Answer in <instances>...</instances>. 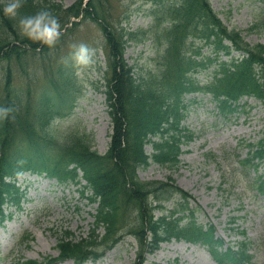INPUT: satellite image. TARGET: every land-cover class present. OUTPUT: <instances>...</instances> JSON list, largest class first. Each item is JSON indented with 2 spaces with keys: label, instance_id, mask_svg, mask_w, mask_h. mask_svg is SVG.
Returning <instances> with one entry per match:
<instances>
[{
  "label": "trees",
  "instance_id": "16d2710c",
  "mask_svg": "<svg viewBox=\"0 0 264 264\" xmlns=\"http://www.w3.org/2000/svg\"><path fill=\"white\" fill-rule=\"evenodd\" d=\"M205 1V2H204ZM41 7V6H40ZM36 8L34 12L39 9ZM53 8L60 9V5L53 4ZM185 12L189 15L193 22H180L181 29L180 38L185 42L188 30H200L202 36L208 40L211 36L215 37V42L219 43L225 36H238L235 33L229 32L228 29L220 22L215 13L211 10L207 0H189ZM10 23L12 21H9ZM178 37L176 36L175 39ZM172 49L175 50V61L168 63V67L161 79L155 80L152 83H135L129 74V69L123 64V67L116 66L120 69L119 73L115 72L117 92H123L122 100L119 98V105L113 115L116 118V135L112 143L111 151L107 156H99L88 148L77 150L75 147L66 149L70 161H79L85 166L87 176H99L110 187V191L115 198L108 204L107 211H103L100 220L108 224V230L112 231L116 228V223L119 221V211L123 206H133L134 211L137 212L135 223H147L153 231L158 229L157 224L150 218L147 213L148 197L151 192L155 194L156 198H161L159 195L161 191L167 189V185L163 183L143 182L136 178L135 168L141 163H145L147 156L143 151V144L148 135H159L163 127V123L168 122L171 115L178 113L176 99L174 106H172L171 94L168 92L175 85L174 82H167L166 78L173 71L181 73L182 64L179 66V49L176 44H173ZM112 54L117 58L121 54V49L118 44L111 46ZM264 48L257 46L251 49V58L243 60L238 63L234 72H227L224 79L218 80V86L222 84V88L228 92L235 86H244L248 83L259 86L254 81V65L253 60L262 56ZM260 64H264V59L258 60ZM166 75V77H165ZM178 84L183 85L181 76H177ZM220 82V83H219ZM167 85V90L164 85ZM264 87V86H263ZM264 89V88H263ZM177 94V93H176ZM115 107V106H114ZM165 107V110H164ZM114 110V109H113ZM173 126L178 124V118L172 122ZM19 130L28 139H30L36 147L40 145L34 140L36 134L32 125L27 121L22 124L19 120ZM126 127V134L128 135V145L126 148L122 146V132L123 127ZM166 129L165 131H167ZM179 139L173 136V143H165L163 145L156 143L158 147H162L160 154H155L154 158L165 163L175 165L177 163V153L179 146L177 145ZM110 160L113 161L111 168L108 169ZM6 162V160H5ZM103 164L107 170H104ZM122 197V200H121ZM144 228V227H143Z\"/></svg>",
  "mask_w": 264,
  "mask_h": 264
},
{
  "label": "rangeland",
  "instance_id": "374dc122",
  "mask_svg": "<svg viewBox=\"0 0 264 264\" xmlns=\"http://www.w3.org/2000/svg\"><path fill=\"white\" fill-rule=\"evenodd\" d=\"M57 1H62L66 5H71L76 0ZM110 1L112 3L114 17L119 18L127 14L132 2H134L133 7H135L146 0ZM227 1L228 0H212L214 7L218 10L219 8L225 10L231 8L232 22L236 23L238 26L242 25V27H246L252 22L254 12L258 10L257 6L262 5L260 2L254 4L249 0H233V5L228 7ZM143 13L144 11H140L139 15H133V17L135 15L138 17L136 20V25L147 24L149 22V17L144 16ZM73 32L75 34L76 41L74 36L67 37L66 45L69 48H72L76 42L81 43L98 42L100 40L101 42L104 41L102 32L98 30L96 25L91 21H85ZM249 38L252 42H256L257 40H262L264 42V37H259L258 35H250ZM142 49L145 50V53L144 57H142L140 60L141 65L148 62L147 57H145L149 54L148 46L139 45L136 49H129V54L134 53L135 55H138L139 51ZM55 56H57V54ZM59 63L62 64L63 61H60ZM149 66L151 65L149 64ZM74 90V96L76 98H83L81 99L83 101L80 102V104L83 105L81 107L82 110H80V115H77L76 118H67L61 122L60 127L68 125L73 119H78L80 125H85V130L91 134V137H94V146L100 151H105L107 148L106 137L108 136L110 125L108 123V118H105V114L102 113L103 106H100L99 103V99L103 96H100V93L95 92L93 89H89L88 92H86L85 89H82L79 83L75 86ZM243 120L244 116L239 119L240 124L236 131L233 130L235 127H232L231 125H226L222 130H219L216 126H213V122L209 120V125L205 127L203 135L194 143H192L190 147H183V149H191V152L189 154L185 153L181 156L183 162L180 163L179 166L170 169L153 164L148 168L139 170V175L143 179L166 180L169 176L172 177L178 186H181L184 190H187L195 197L198 203L201 204L200 206L203 210H200L197 213L199 218L206 220L203 214V211H205L210 219H214L217 222L219 226V228H217L218 233L228 237L227 239H234L235 235H237L234 231L233 233H230L224 229L227 220L230 218V215L243 216L240 220H242L247 225L244 227H247L250 237L254 238L255 236L260 235V233H264V207L261 208L264 204L258 203L256 200L250 198L248 193H245L243 196L244 199L241 198L240 200L235 194H228L227 189H229L228 187L230 186L231 178H229L227 174H225V184H222L220 187V182L222 179L221 174H223V169L228 167L226 165H218L215 162L205 163L202 152L207 149L220 150L225 141L232 143L235 140L236 133H238L240 130L252 128V130L258 131L262 126V124L256 119L250 120L246 123L243 122ZM147 150L151 151V147L148 146ZM228 161H230L229 158L226 159V162ZM236 186L238 190L245 188L241 182H238ZM247 189L249 190V187H247ZM228 192H230V190H228ZM250 193H253V191L250 190ZM197 201L192 199V205L197 206ZM241 203H243V205ZM168 206H170V204H168ZM95 207L96 206L86 205L81 210L82 214L80 216L67 214V217L69 218L67 222H69L68 224H70L72 229L76 230V234H87L90 224L93 220L87 211H94ZM71 217L74 218L71 219ZM238 223L241 222L239 221ZM36 232L38 237L34 238L29 248L25 251L28 257H44L50 254L54 249L55 236L53 231L45 232L43 227ZM130 256L131 252L126 253L123 251L120 258H115L114 263L127 264Z\"/></svg>",
  "mask_w": 264,
  "mask_h": 264
},
{
  "label": "clouds",
  "instance_id": "9594fccd",
  "mask_svg": "<svg viewBox=\"0 0 264 264\" xmlns=\"http://www.w3.org/2000/svg\"><path fill=\"white\" fill-rule=\"evenodd\" d=\"M3 14L15 21L19 34L28 40L40 42L49 48L54 47L61 39L62 24L58 15L49 7H40L35 12L24 14V0H0ZM72 56L76 63L87 65L92 62L95 49L81 42L73 46ZM12 107L0 106V119L9 118Z\"/></svg>",
  "mask_w": 264,
  "mask_h": 264
}]
</instances>
